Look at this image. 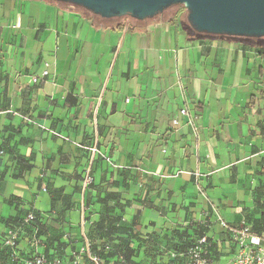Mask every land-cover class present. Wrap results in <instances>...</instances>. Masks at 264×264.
Here are the masks:
<instances>
[{"label":"crops","instance_id":"crops-1","mask_svg":"<svg viewBox=\"0 0 264 264\" xmlns=\"http://www.w3.org/2000/svg\"><path fill=\"white\" fill-rule=\"evenodd\" d=\"M176 14L0 0V264L29 213L45 230L23 233L21 254L59 264L139 243L189 264L174 246L201 233L231 264L218 214L264 234V46L198 35Z\"/></svg>","mask_w":264,"mask_h":264},{"label":"water","instance_id":"water-1","mask_svg":"<svg viewBox=\"0 0 264 264\" xmlns=\"http://www.w3.org/2000/svg\"><path fill=\"white\" fill-rule=\"evenodd\" d=\"M108 18L148 20L183 6L190 26L203 34L264 38V0H48Z\"/></svg>","mask_w":264,"mask_h":264},{"label":"built area","instance_id":"built-area-1","mask_svg":"<svg viewBox=\"0 0 264 264\" xmlns=\"http://www.w3.org/2000/svg\"><path fill=\"white\" fill-rule=\"evenodd\" d=\"M182 12L186 13L184 7L180 6L176 14L177 19H179ZM44 75H47V72H45ZM181 114L189 116L188 109H182ZM172 124L174 127H177L178 121L174 120ZM190 124L197 132L196 124L192 117H190ZM85 183L87 185L90 184V178H88ZM218 217L222 222V226L230 234L231 241L234 245V256L231 260V264H264V234H255L244 225L238 227L229 226L223 221L220 214H218ZM35 219V214L29 213L24 219L19 221L16 225V229L10 231L5 237L4 245L11 250L9 256L12 260V264H59L58 259L51 261L42 251H37L30 256H23L21 254L19 250L20 236ZM212 242L213 239L208 235H202L194 239L192 245L184 253L189 264H216L215 258L209 255V248L212 246ZM35 244L38 246V243L35 242ZM84 255H86L88 261L92 264H103V260L99 256L93 254L90 246H87L82 251V254L76 255L71 264H86Z\"/></svg>","mask_w":264,"mask_h":264},{"label":"trees","instance_id":"trees-1","mask_svg":"<svg viewBox=\"0 0 264 264\" xmlns=\"http://www.w3.org/2000/svg\"><path fill=\"white\" fill-rule=\"evenodd\" d=\"M81 9H83V8H81ZM170 9H172V8H170ZM170 9L165 10L163 13H165L166 11H168ZM83 10H85V9H83ZM85 11H87V10H85ZM87 12L91 13L89 11H87ZM158 16H156V17H158ZM124 18L133 19L130 16H126ZM112 19L116 20V19H123V18H112ZM133 20H135V19H133ZM193 31L198 35L211 36V35L203 34L199 31L194 30V29H193ZM213 37L225 38L228 36H213ZM232 38H234V37H232ZM101 227H102V229L97 231L99 234L104 233V229H103L104 227L103 226H101ZM44 230L45 229H44L42 222L36 216L35 221L33 223H31L25 229L24 233H30V234L33 233L37 237H40L42 235V233L44 232ZM115 231L118 232L119 229L113 230V232H115ZM204 234L205 233H203V234L201 233V235H204ZM201 235H199L198 237H200ZM196 238H192L190 241H180L177 244H175L174 248L177 249L178 251L185 252V250H187L192 245L194 239H196ZM141 248H142V245L139 243L138 246H136L134 248H131L130 246H126L124 248V246H121L119 250H112L109 246H103L101 249H95V251L93 250L92 252H93V254L99 256L103 260L104 264H110V263H112V260L114 261V259H116V261H117V260H119L120 256L123 258V261L119 262V264H184V260L181 258H179L175 261H172V262L171 261H165L163 257L160 258L161 256H163V253H161L158 250H154V249L152 252L151 251L147 252V250H145L144 256L143 257L141 255L139 256L138 254H140L139 251L141 250Z\"/></svg>","mask_w":264,"mask_h":264},{"label":"rangeland","instance_id":"rangeland-1","mask_svg":"<svg viewBox=\"0 0 264 264\" xmlns=\"http://www.w3.org/2000/svg\"><path fill=\"white\" fill-rule=\"evenodd\" d=\"M179 8H180V6L172 7V9H175V10H178ZM180 15H181L180 18H179L180 21H182L184 19V17H186V18L188 17V13L187 12L186 13L182 12ZM234 38L235 39H251V41H254V43L256 45H260L261 46L260 48H262V46H264V38H259V39L258 38H254V39L253 38H236V37H234ZM14 229H16V227ZM138 255L140 256V254H138ZM181 259H183V258H181Z\"/></svg>","mask_w":264,"mask_h":264}]
</instances>
